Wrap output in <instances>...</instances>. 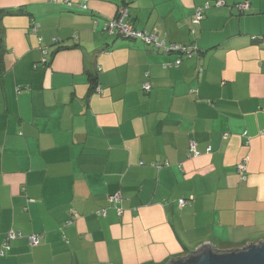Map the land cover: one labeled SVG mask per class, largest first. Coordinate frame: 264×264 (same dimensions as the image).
Returning a JSON list of instances; mask_svg holds the SVG:
<instances>
[{
  "label": "crops",
  "instance_id": "obj_1",
  "mask_svg": "<svg viewBox=\"0 0 264 264\" xmlns=\"http://www.w3.org/2000/svg\"><path fill=\"white\" fill-rule=\"evenodd\" d=\"M81 3L0 0V247L23 236L0 264H167L264 241V0ZM119 8L191 56L105 33Z\"/></svg>",
  "mask_w": 264,
  "mask_h": 264
},
{
  "label": "built area",
  "instance_id": "obj_2",
  "mask_svg": "<svg viewBox=\"0 0 264 264\" xmlns=\"http://www.w3.org/2000/svg\"><path fill=\"white\" fill-rule=\"evenodd\" d=\"M56 1V0H55ZM83 3H81V5H79L81 8L86 9V5H85V1L86 0H82ZM215 5L219 6L220 3L216 2ZM238 10L239 11H244L248 8L247 4H239L238 6ZM209 8V4H205L203 7H199L195 9V13H194V17H193V23H198L202 20L203 18V11L205 9ZM128 14V10L127 8H119L117 10V15L115 18L110 19V20H106L105 24H104V30L109 33V34H114L116 36H118L119 38H124V39H137L139 41H141L142 43H144L145 45H148L150 47H152L154 50H163L166 53H179L180 57L182 56H191V51H190V47L187 46H181V45H177V44H167L165 42L164 39L159 38L153 34H149L147 32L144 31H140L137 29L132 28V26L123 23V19L125 17H127ZM190 33L193 34L194 31L190 30ZM180 62L179 59H177L175 61V64L178 65ZM143 89L145 91H148V86L144 85ZM95 92L100 93V89L98 87H95ZM190 153L191 155L196 156L197 152L194 149V145L190 144ZM236 171L237 173L244 178V173L246 171V163L245 160H242L241 162H239L236 165ZM108 201L110 203L113 204H118L121 201V195L119 193H116L114 195H111L108 198ZM188 203V201L186 200H179L178 201V205L179 207H184L186 206ZM99 214H101L102 216L105 215V210H101L99 211ZM22 234H20L19 232H14V231H10L6 234V238L4 240V242L2 243L1 247H0V257H3L10 249V242L19 238H22ZM26 239L28 241V244L30 246H37L39 245L42 236L41 235H37V234H31L26 236Z\"/></svg>",
  "mask_w": 264,
  "mask_h": 264
},
{
  "label": "water",
  "instance_id": "obj_3",
  "mask_svg": "<svg viewBox=\"0 0 264 264\" xmlns=\"http://www.w3.org/2000/svg\"><path fill=\"white\" fill-rule=\"evenodd\" d=\"M167 264H264V241L229 250L203 245L199 250L173 258Z\"/></svg>",
  "mask_w": 264,
  "mask_h": 264
},
{
  "label": "trees",
  "instance_id": "obj_4",
  "mask_svg": "<svg viewBox=\"0 0 264 264\" xmlns=\"http://www.w3.org/2000/svg\"><path fill=\"white\" fill-rule=\"evenodd\" d=\"M128 10V9H127ZM105 31V30H104ZM105 33H107L106 31H105ZM0 36H1V33H0ZM1 41H2V38L0 37V43H1ZM89 81H90V83H91V90H94L95 89V86H96V83H95V79H93L92 77H89ZM6 255V254H5ZM4 255V256H5Z\"/></svg>",
  "mask_w": 264,
  "mask_h": 264
},
{
  "label": "rangeland",
  "instance_id": "obj_5",
  "mask_svg": "<svg viewBox=\"0 0 264 264\" xmlns=\"http://www.w3.org/2000/svg\"><path fill=\"white\" fill-rule=\"evenodd\" d=\"M5 238H6V236H5Z\"/></svg>",
  "mask_w": 264,
  "mask_h": 264
}]
</instances>
